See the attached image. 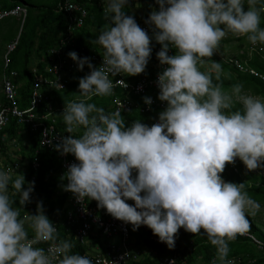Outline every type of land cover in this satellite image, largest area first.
<instances>
[{
	"label": "clouds",
	"instance_id": "clouds-1",
	"mask_svg": "<svg viewBox=\"0 0 264 264\" xmlns=\"http://www.w3.org/2000/svg\"><path fill=\"white\" fill-rule=\"evenodd\" d=\"M155 2L158 10L145 20L152 27L150 37L126 14L129 0H108V24L96 40L104 49L100 67L89 57L68 53L78 70L87 65L90 72L79 78L85 99L68 102L61 113L67 133L82 129L78 137H62L54 146L78 162L61 178L67 180L63 190L78 202L95 200L133 231L147 226L169 249L181 228L206 234L219 264H233L229 242L250 232L246 213L255 215L260 206L244 183L225 182L221 174L237 158L248 171L264 168V100L246 94L242 83L225 88L222 64L211 58L229 33L264 45V0ZM153 38L161 45L157 59L167 66L156 81L158 99L167 102L158 122L148 126L135 120L126 126L120 110L106 113L86 102L112 95L110 75L144 73ZM170 48L176 54L169 55ZM205 64L209 67L202 71ZM144 103L150 107L153 101L144 97ZM10 185L19 208L13 207ZM33 191L34 181L26 182L24 174L0 171V264H93L88 256L72 253L71 241L59 238L42 201L35 214L21 217ZM41 243H48L47 250L36 246Z\"/></svg>",
	"mask_w": 264,
	"mask_h": 264
},
{
	"label": "trees",
	"instance_id": "trees-1",
	"mask_svg": "<svg viewBox=\"0 0 264 264\" xmlns=\"http://www.w3.org/2000/svg\"><path fill=\"white\" fill-rule=\"evenodd\" d=\"M76 1L80 4H84L90 10L89 17L86 19L85 24L77 32V43L75 42L77 51L79 53H84V55L89 57L90 60L94 54L97 57L103 56L104 49L99 47V44L96 43V40L98 39V36L102 30H104L105 26L108 24V20L104 15V8L99 4L100 0ZM152 1L154 4L153 9L155 8L158 10L159 6L156 4L155 0ZM64 2L65 0H43L40 4H35L27 0H0V9L11 10L16 5H24L28 10L24 23H22L20 18L14 15L0 19V29L1 26L7 25L8 23L6 21L8 19H12V17H17L22 23V32L19 38V44L17 48L9 54L8 58L9 68H15L17 71H19L16 82L19 79H25L28 77V80L24 82L25 85L19 86L20 93L18 100L20 99L21 105L24 107L31 105V100L28 98V90L33 79V68L31 65L33 57H38L36 66L40 70H43L45 64L51 61L50 48L60 41V32L65 29V20L62 18V12H60L61 5L64 4ZM133 2L134 0H129V4L124 10L126 14L133 15L134 19H136L139 18V16L136 17V15L130 9L131 3ZM33 8H36L39 11L35 18L33 17L31 10ZM146 12L147 17L151 13V10L148 9ZM14 22L17 23V20H14ZM261 27H264V14H262L261 18ZM235 39L237 40V43L234 44L233 40ZM8 40H13V38ZM221 42L229 43L228 48L238 47V49H240L245 46V48H243V52L235 51L234 54H232L233 56H226L225 59H221L215 54L213 55L212 60L220 62L224 69V74L222 76L224 87L228 88L232 84L242 83L244 86V92L246 94L253 93L259 95L262 100H264L263 79L258 75L252 74L250 71H245L238 68L235 64H233V61L230 60L238 59L245 67L250 66L256 69L259 74L264 75V58L262 55L264 50H259L257 48L258 46L255 45V51H253L252 55L248 54L251 44L247 38L245 36L236 37L231 33H229V36L224 38ZM150 47L152 48L151 57L146 66V68L148 67L146 70L149 72L152 70V65L157 62V53L160 50L161 45L153 38L151 40ZM219 48L223 49L224 47H222V44H220ZM86 69H88L87 65H85L83 71L74 70V76L71 82L69 81L67 88L62 90L59 94L62 105H65L70 101H80L85 99L81 96L78 85L79 78L89 74ZM201 70L204 71V68L202 67ZM112 95L105 97L92 96L90 99H87L86 102L94 103L97 105V107L104 108L106 113H110L114 111L112 106ZM134 97L139 101H144L143 95L140 97V99H138L137 95H134ZM6 103L7 99L3 94L2 98L0 99V107ZM166 107L155 106V108H153V110L148 113H141L139 110L132 111L130 113H126L123 118L129 119V121L125 124L126 126H131L130 124H132V122L135 120H148L151 118V115L154 113L159 114L165 110ZM236 107H240V105L237 104ZM60 112L62 113L63 111ZM61 113L57 114L60 121L59 125L63 127V130H66V125L63 121V116ZM28 125H30L28 127L29 135L26 133V131L19 130V127H17L18 125L12 119L10 124L0 131V149L2 146H4L2 141L4 131L7 132L10 138L16 136L22 142L27 141L31 143V136L34 147H39V132H32L34 126L32 124ZM20 129H22V127H20ZM81 132L82 129L75 130L74 136L78 137ZM41 149L45 152L39 156V158H42H40L39 161L38 171L34 170L35 168L32 164V172L29 174H24L26 182L34 181V191L31 193L32 202L26 204L23 209H21V217H24L28 214H35L37 202L42 201L45 214L57 227H59L57 231L59 238L71 241L74 244L72 253L81 255L88 248V246L81 243V241L76 237L78 225H70L74 223L68 224L70 221L68 217L70 214H74L76 207L74 208V200L72 195L69 194V191L63 190V186L67 184L66 179H61L65 174L63 172L64 159L61 157V153L57 150L52 151L47 148ZM259 169V171H261L264 168ZM17 174L23 173L22 171H17L13 174V176ZM221 176L225 182H233L237 184L244 183L245 191H247L248 195L256 203H258L259 206L264 207L263 173L259 172V174H255L252 171H248L245 165L239 160V158H237L235 164L226 165ZM26 187L27 183L25 184V188ZM9 188H11V185ZM13 192V189L9 190L10 196H12V199L16 201V203L13 204V207L19 208L21 207L18 202L19 196L13 195ZM131 204L134 205V201H131ZM246 215L251 225L249 233L253 234L257 239L264 241V224L257 223L254 216L250 213H246ZM130 227L132 235L136 236L137 239H140L138 244H135L130 240V248L136 252H143L145 248L149 250L142 254L143 256L140 257L138 261H134V259L127 264H160L162 261L164 262L166 259L172 257H177L179 264H196L197 260L200 258L202 260V264H214V262L215 264H219V261H217L216 248L215 246L211 245L206 234L201 233L189 236L188 233H185L183 235H177L174 249H169L164 243L152 241L150 239L149 233L143 231L141 227L136 231L132 230V225H130ZM32 235L33 233L31 230H29V236L31 237ZM90 237V246L92 244L95 245L97 241L100 243V247H103V241L107 239L102 234H95ZM142 241L143 244L141 248ZM47 244L48 243H43L36 246H43L44 248ZM103 249L105 250V247H103ZM229 249L230 251L228 254V259L238 258L240 260L236 264H264V249H260L254 239H252L250 236H238L234 241L229 242Z\"/></svg>",
	"mask_w": 264,
	"mask_h": 264
},
{
	"label": "built area",
	"instance_id": "built-area-1",
	"mask_svg": "<svg viewBox=\"0 0 264 264\" xmlns=\"http://www.w3.org/2000/svg\"><path fill=\"white\" fill-rule=\"evenodd\" d=\"M106 0H100L99 4H104ZM61 9L67 12L68 14V28L70 30L74 29L76 26H82L85 23V18L89 14V9L84 5L74 2V0H65L64 4L61 5ZM27 7L24 5H16L13 9L7 11H0V18L9 15H16L18 17H22V21L24 22L27 16ZM147 20V19H146ZM138 25L148 32V34H152V27L145 22L138 23ZM19 36L11 41L8 45V50L5 55V64H4V71H3V87H4V95L7 99V103L0 107V129L6 127L11 118L18 119L19 122H31L34 126V129L38 128L39 126L42 127V138L40 140L41 146L43 148H47L49 150H56L55 145L60 143L62 137H67L68 134L66 132L60 133L55 129L53 124H44L42 122H38L36 120V113L35 108H37L40 104L45 102L48 99L47 96L41 93V88L43 85L48 84L49 86L53 87H62L64 88L65 85L60 83L58 80H52L46 77L44 74L38 73L36 74L34 87H33V95L31 98V105L25 108L20 106L18 97H19V90L16 84V77L18 76V72L15 69L9 68V54L13 52L18 44H19ZM255 49V46L252 47ZM258 49L262 50L263 48L260 46ZM51 53V61L47 63V70L56 73L59 78L61 76V69L62 64L58 63L57 58L59 56L58 51L50 49ZM169 55L176 54L174 48H170ZM233 63L240 69L245 71H250L252 74L260 76L264 81V75L259 74L258 71L249 68L248 66L245 67L238 59H232ZM103 56L99 58V67L102 65ZM167 67L166 65H161L160 62L155 67V75L153 77H149L146 73L142 74L143 76L136 82H130L124 78V73L117 74L116 76H109V78L113 81V104L116 107V110H120L121 112H128L131 110H139L141 113H148L150 112L153 107L160 106L166 107L167 102H162L155 96H150L153 103L149 107L144 103V101H139L133 98H122L117 95V89L121 88L126 91L127 94L133 93L134 95H143L147 92L151 91V89H155L159 95V88L157 86V78L158 73H161L164 68ZM128 97V96H126ZM49 112L43 115V118L48 119V117L55 112L53 103H49ZM158 122V119L155 120L154 123ZM153 123V124H154ZM148 126H151L148 124ZM61 157L64 159V173H66L67 168L72 163H78L75 160V157L71 154L62 155ZM33 167L36 169L39 168V160L37 158L34 159L32 162ZM0 167L3 168V171H10V169H15L12 172L14 174L17 171H23L25 168L23 167L21 162H15L13 164L4 163L0 159ZM264 174V169L261 172ZM69 194L73 197V205H74V214H70L69 222L74 223L70 225H78V232H77V239L81 241V243L86 244L88 248L81 254L88 256L89 259L93 261V264H127L130 261H138L139 258L142 256L143 253L147 252L149 249H146L143 252H136L130 248L129 242L130 240L133 243H137V238H135L131 233V224H126L123 221L117 220L113 218L110 214L106 212L105 209H99L97 207V202L95 200H88L87 198L83 202H78L73 193L69 192ZM127 203L131 204V201H126ZM65 224V223H64ZM63 224V226H64ZM57 227V226H56ZM142 230L148 232L150 235V239L152 241L161 243L159 238L156 235H153L152 230L149 229L147 226H141ZM59 227H57L58 231ZM203 232V230H202ZM188 233L189 236H193L194 234L186 232L183 228L179 229L178 235H183ZM99 235L102 234L107 239H105L103 247H100V243L96 241L95 250L90 248L91 244V237L92 235ZM203 234V233H202ZM243 236H250L254 241L257 243V246L260 249H264V241L257 239L253 234L248 233ZM43 244V243H41ZM93 245V244H92ZM43 247V246H37ZM49 245L47 244L44 248L47 250ZM233 261V264H236L240 261L238 258L230 259ZM172 261H175V264H179L177 257H172L166 259L164 262L162 261L160 264H171Z\"/></svg>",
	"mask_w": 264,
	"mask_h": 264
},
{
	"label": "crops",
	"instance_id": "crops-1",
	"mask_svg": "<svg viewBox=\"0 0 264 264\" xmlns=\"http://www.w3.org/2000/svg\"><path fill=\"white\" fill-rule=\"evenodd\" d=\"M74 2L78 3L76 0H74ZM107 3H108V0H106V2L102 5L100 4L103 8H105L107 6ZM151 3L152 5H147V6H150L149 9L152 11L153 10V7H154V4H153V1L151 0ZM80 4V3H79ZM133 3H131V11L137 16H139V18H136V22L137 24L138 23H141L142 22H145L146 19H148L149 15L146 17V11L145 13L143 14H140L139 12H135L132 10L133 8ZM81 5H84V4H81ZM85 6V5H84ZM153 6V7H152ZM86 7V6H85ZM88 8V7H87ZM89 9V8H88ZM60 12H62V18L63 20H65V29L63 31L60 32V41L55 44L54 46H52L50 49H53V50H56L58 51L59 53V56L61 59H59V57L57 58V61L58 63H61L62 64V69H61V76L59 78V76L54 73V72H51L50 70H47V68H49L50 66H47V64H45V67L43 70H40L39 68H37L36 64L35 65H32V68H33V79H32V82L30 83V88L28 90V94H29V97L30 100L32 98V95H33V87H34V82H35V78H36V74L38 73H41V74H44L46 77H48L49 79H52V80H58L60 83H63L65 85L64 88L62 87H56V86H49L48 84H45L42 86L41 88V93L45 96L48 97V99L45 100V102H43L42 104H40L37 108H35V113H36V120L38 122H42L44 124H53L55 126V129L60 132V133H64L66 132V130H63L59 124H60V121H59V116L57 114L61 113L60 111H63L64 109V106L65 105H62V101H61V98L59 97V94L61 93L62 90H64L65 88H67L68 84H69V81L71 82L73 76H74V70H78V66H77V63L74 62L68 55L69 52H72V51H75L77 54H78V57L79 58H83V57H87L84 55V53H79L77 51V48H76V45H75V42L77 43V36H78V31L82 28V26L85 24H83L82 26H76L74 29L70 30L68 28L69 26V23H68V14L67 12H65L64 10H62L60 8ZM89 14H90V10H89ZM89 14L87 15V17L85 18V21L86 19L89 17ZM11 21H14L12 19H8L6 22L9 23ZM18 22V21H17ZM24 23V22H22ZM7 25H3L1 26V28H5ZM18 28V27H17ZM12 29H15V28H12ZM7 35L9 36V32L7 33ZM149 36L151 37L152 34H149ZM229 35H227L228 37ZM236 36V35H235ZM10 37V36H9ZM238 37V36H236ZM226 38V37H225ZM10 39V38H8ZM6 39V41H4L2 43V46H6V44L11 41V40H8ZM13 41V40H12ZM259 44H257L258 46ZM262 47L263 50H264V45H259V47ZM75 47V48H74ZM99 47H101L102 49V46L99 45ZM253 45H251L249 47V52L248 54L252 55L253 51H255V49L252 48ZM238 49V47H236ZM160 50H161V47H160ZM159 50V51H160ZM257 50V49H256ZM260 50V49H259ZM158 51V52H159ZM176 51V50H175ZM243 52V50L241 51ZM218 53H215L216 56L220 57L221 59H225L226 57H223V56H220V55H217ZM263 55V58H264V53L262 54ZM102 56L100 57H97L95 56V54L91 57V63L96 66V67H99V64H96L95 61L98 60L99 61V58H101ZM232 60V59H230ZM3 62H4V59H3ZM157 64H159V60L157 59V62L152 65V70L150 73L148 70V67L145 69V73L147 76L149 77H153L155 75V67L157 66ZM234 64V63H233ZM209 66H207L206 64L203 66L204 68V71H206L208 69ZM249 68L251 69H254L252 67L249 66ZM3 69H4V64H3ZM3 69H2V74H3ZM15 69V68H13ZM16 70V69H15ZM256 70V69H254ZM17 71V70H16ZM86 71L90 72V69H86ZM257 71V70H256ZM18 72V75H19V71ZM124 75V78L130 82H136L138 81L143 75L141 73V75H136V76H129L127 74H123ZM18 77V76H17ZM16 77V78H17ZM260 77V76H259ZM28 78V77H27ZM27 78H23V79H19L17 80L16 84L17 86H22V85H25V81L28 80ZM16 81V79H15ZM264 82V81H263ZM19 90V88H18ZM155 89H151V91L147 92L146 94H143V98L144 97H150V96H155L156 98H158V93L156 91H154ZM118 91V94L120 97L122 98H133L135 99L134 97V94H127L126 91H124L123 89L121 88H118L117 89ZM113 94V93H112ZM128 96V97H126ZM142 95H138V99H140ZM80 97V96H78ZM112 98H114V95H112ZM78 99V98H77ZM144 100V99H143ZM53 103V106H54V109H55V112L48 117V119L46 118H43V115L47 114L50 110H49V103ZM19 103H20V106L21 105V101L19 99ZM113 109L114 111H116V107L115 105L113 104ZM24 107V106H22ZM25 108V107H24ZM155 108V107H153ZM153 110V109H152ZM151 110V111H152ZM59 111V112H57ZM132 111H135L134 109L131 110V111H128V112H121V115L122 117L126 115V113H130ZM150 111V112H151ZM159 117V114H156L154 113L153 115H151V118L152 120L148 119V120H141L142 123H145V124H150L152 125L156 119H158ZM13 119V121H15V123L18 125L17 127H19V130H24L26 131V133H28L29 135V132H28V127L30 125L28 124H32L31 122H24V123H21L18 121V119L16 118H11L10 121ZM125 123L129 121V119L127 118H123ZM10 121L8 123V125L10 124ZM133 123V122H132ZM127 124H130V123H127ZM7 125V126H8ZM126 125V124H125ZM131 125V124H130ZM6 126V127H7ZM4 127V128H6ZM20 127H22V129H20ZM42 127L43 126H39L38 128L36 129H33L32 132H39V136H38V143H40V140L42 138ZM4 128L0 129L3 130ZM64 131V132H63ZM67 133V132H66ZM69 134V133H68ZM71 135H74V132L73 133H70ZM29 137V136H28ZM31 136H30V142H22L20 141L16 136L15 137H9V135L7 134V132L4 131L3 133V138H2V141L4 143V146L1 147L0 150V159L4 162V163H7V164H13L15 162H21L23 167L25 168V170L22 171L23 174H29L31 173V167H32V162L34 161L35 158H37L39 161H40V157L39 156L41 154H43L45 151L42 150L41 148H43L41 146V143L39 144V147H34V144L31 140ZM34 139V138H33ZM9 143H18L19 146H16L13 150H8L7 149V144ZM47 152V151H46ZM33 168V167H32ZM39 169V168H38ZM38 169H34L35 171H38ZM4 169L0 167V171H3ZM9 190H12V188H9ZM139 238L137 239V244L139 243ZM145 243V242H144ZM142 244H143V241L141 242V248H142ZM95 246L96 245H91L90 248H92L93 250H95ZM147 248L144 249V251L146 250ZM144 254V253H143ZM143 256V255H142ZM141 256V257H142Z\"/></svg>",
	"mask_w": 264,
	"mask_h": 264
},
{
	"label": "rangeland",
	"instance_id": "rangeland-1",
	"mask_svg": "<svg viewBox=\"0 0 264 264\" xmlns=\"http://www.w3.org/2000/svg\"><path fill=\"white\" fill-rule=\"evenodd\" d=\"M27 1H31L35 4H40L43 0H27ZM147 5H152L151 3V0H134V4H133V8L132 10L135 11V12H139L140 14H143L145 13V11H147L149 9L150 6H147ZM153 7V6H152ZM32 10V13H33V17L35 18V16H37V14L39 13V11L36 9V8H33L31 9ZM21 19L22 21V17H18ZM17 17H12V20H17L18 22H14V21H11L7 24V26L4 28H1L0 29V99L2 98L3 94L4 93V87H3V74H2V69H3V59H4V56H5V53L7 52V48H8V45L11 43V41H9L6 46H2V43L4 41H6V39L9 38H13L16 39L19 35H21V32H22V23L20 22V20L18 19ZM23 22V21H22ZM18 26V28H17ZM12 28H15V29H12ZM9 32V36L7 35V33ZM229 35V34H228ZM227 37V36H226ZM233 43H237V40H233ZM220 44H222V47H224L223 49L222 48H219L218 49V54L217 55H220V56H223V57H226V56H233L232 54H234V52H241L243 50V48H245V46H243L242 48L240 49H236V47L234 48H228V45L229 43H224V42H221ZM259 48V45L258 47ZM212 59V58H211ZM38 61V57H33L32 59V64L31 65H35ZM96 64H99V61L96 60L95 61ZM207 66H209L208 64H206ZM249 67V66H248ZM4 71V69H3ZM248 95H252L256 98H259V99H262L259 95H256V94H248ZM152 120V119H150ZM16 146H19L18 143H9L7 144V149L8 150H13ZM260 169L258 168L257 170H254L252 171L253 173L255 174H259V172H262L263 170L259 171ZM11 173L13 171H15V169H10ZM254 218H255V221L257 223H262L264 224V207L263 206H260L259 207V210L256 212L255 215H253ZM136 238V236H134ZM196 264H202V260L201 258L197 260ZM241 264V263H239Z\"/></svg>",
	"mask_w": 264,
	"mask_h": 264
}]
</instances>
